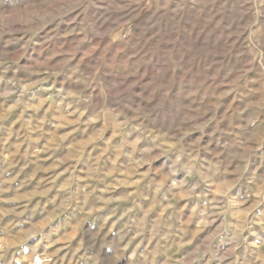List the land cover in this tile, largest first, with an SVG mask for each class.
Here are the masks:
<instances>
[{
    "label": "rangeland",
    "instance_id": "374dc122",
    "mask_svg": "<svg viewBox=\"0 0 264 264\" xmlns=\"http://www.w3.org/2000/svg\"><path fill=\"white\" fill-rule=\"evenodd\" d=\"M0 264H264V0H0Z\"/></svg>",
    "mask_w": 264,
    "mask_h": 264
},
{
    "label": "bare ground",
    "instance_id": "6f19581e",
    "mask_svg": "<svg viewBox=\"0 0 264 264\" xmlns=\"http://www.w3.org/2000/svg\"><path fill=\"white\" fill-rule=\"evenodd\" d=\"M37 263H41V261L39 259H37Z\"/></svg>",
    "mask_w": 264,
    "mask_h": 264
}]
</instances>
